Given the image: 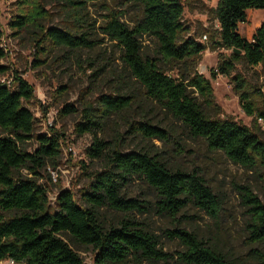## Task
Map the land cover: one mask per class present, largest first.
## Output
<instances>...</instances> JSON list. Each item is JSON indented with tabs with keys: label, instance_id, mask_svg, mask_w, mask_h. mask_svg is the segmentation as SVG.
Masks as SVG:
<instances>
[{
	"label": "trees",
	"instance_id": "1",
	"mask_svg": "<svg viewBox=\"0 0 264 264\" xmlns=\"http://www.w3.org/2000/svg\"><path fill=\"white\" fill-rule=\"evenodd\" d=\"M43 1L15 0L18 11L9 21L15 36L30 37L37 52L45 55L55 48L73 52L91 50L99 44L95 33L98 31L102 38L119 47L121 62L143 87L146 97L181 123L191 137L202 139L208 150L221 152L234 164L264 170V142L257 134L232 120L213 119L203 111L196 97L212 108L213 91L209 80L194 67L209 48L229 51V56L217 66L225 76L230 75L239 61L249 67L263 64L264 22L250 41L240 36L238 25L246 23L247 11L264 10V0H219L214 11L218 30L205 45L187 37L189 31L182 21L183 6L179 0H128L142 11L134 26L121 21L122 13L107 9L98 28L88 21L84 11L88 4L99 0H59L60 13L66 24L71 25L67 30L45 25L50 12ZM144 35L155 38L159 58L143 52L139 39ZM233 50L241 53L237 55ZM4 57L0 49V60ZM35 61L38 67L42 65L38 59ZM161 61L183 66L182 70L177 77H170L160 68ZM8 71L0 65V76ZM215 76L211 73L212 78ZM233 81L244 111L264 122V111L256 108L252 100L253 96H260L259 90L248 91L240 76L233 77ZM32 98V88L18 75L11 85L0 83V262L85 264L63 239L65 234L95 252L93 264H124L131 258L136 264L142 260L167 261L170 256L159 248L157 237L137 222L123 217L105 225L100 220L98 210L102 207L126 214L147 211L146 205L123 192L134 179L156 193L155 207L159 214L174 219L192 206L215 224L219 222L222 202L197 171L172 168L149 150L123 153L118 147L108 148L96 139L89 151L104 168L95 174L83 193L88 207L78 206L69 193L62 192L58 209L51 211L47 191L39 180L46 161L59 157V140L45 134L34 135V117L25 106ZM134 104L131 95L101 96L97 107L90 105L81 110L76 131L81 135L100 131L111 114L131 109ZM62 113L71 115L76 110L67 105ZM125 124L131 134L142 138L166 141L170 137L167 130L147 120ZM33 138L38 148L31 153L24 145ZM235 189L247 216L245 242L264 243V204L248 186L236 185ZM164 236L177 240L183 247L178 254L179 263L231 264L220 248L195 232L174 227L165 230Z\"/></svg>",
	"mask_w": 264,
	"mask_h": 264
},
{
	"label": "rangeland",
	"instance_id": "2",
	"mask_svg": "<svg viewBox=\"0 0 264 264\" xmlns=\"http://www.w3.org/2000/svg\"><path fill=\"white\" fill-rule=\"evenodd\" d=\"M58 1H43L45 9L50 12L45 25L70 29L71 25L66 24L60 13ZM179 1L183 6L182 21L189 31L187 37L207 44L218 30L214 11L219 0ZM107 9L122 13L121 21L129 27L134 26L142 14L141 7L128 0H99L88 4L84 14L98 28ZM17 11L15 0H0V49L5 55L0 65L9 69L5 75L0 76V83L11 85L13 77L18 75L30 85L33 98L25 106L34 117V135L45 134L59 140V157L46 161L47 165L39 180L47 191L50 210L58 209V197L62 192L69 193L78 206L88 207L83 201V193L89 188L95 174L104 168L103 163L92 158L89 151L95 139L103 141L108 148L118 147L123 153L149 150L152 154H158L172 168L197 171L222 202V212L217 224L192 206H188L174 219L161 215L155 207L156 193L141 180L134 179L123 192L126 197L146 205L147 211L141 209L143 213L133 211L126 214L102 207L98 214L105 225L123 217L137 222L141 228L157 237L159 248L170 256L167 261L142 260L139 264H182L178 261V254L183 247L177 240H169L164 236L165 230L174 227L195 232L204 240L214 243L229 257L231 264H264V243L250 245L245 242L247 216L235 189L236 185L248 186L264 204V170H249L234 164L221 152L208 150L202 139L191 137L181 123L146 97L143 87L131 77L121 62L119 47L102 38L98 31L95 33L99 44L91 50L73 52L55 48L42 55L37 52L30 37H17L9 28V21ZM263 22L264 10H249L246 23L238 25V32L242 38L250 41ZM139 41L145 54L159 58L155 38L144 35ZM228 56L229 51L225 49L209 48L195 61L196 72L210 82L214 107L208 108L197 95L196 99L211 118L237 122L257 134L264 142V122L244 111L233 81V77L240 76L248 91L259 90L260 96H253L252 100L256 108L264 111V63L249 67L244 61H239L230 75L225 76L217 70V66L219 61ZM36 59L42 62L41 66H37ZM77 59L81 60L80 65ZM159 65L166 75L173 78L177 77L183 67L162 61ZM211 73H215V78L211 77ZM116 94L133 96L134 106L111 114L102 130L93 134H79L76 126L80 122L81 110L90 105L97 107L101 96ZM67 105L72 106L76 113L64 115L62 111ZM132 120H147L167 130L170 137L160 141L131 134L125 123ZM24 148L32 153L38 144L33 138ZM62 237L85 264H93L95 252L91 248L77 244L66 234ZM0 264L13 263L5 260ZM124 264L136 263L131 258Z\"/></svg>",
	"mask_w": 264,
	"mask_h": 264
},
{
	"label": "water",
	"instance_id": "3",
	"mask_svg": "<svg viewBox=\"0 0 264 264\" xmlns=\"http://www.w3.org/2000/svg\"><path fill=\"white\" fill-rule=\"evenodd\" d=\"M235 54L239 55L241 52L239 50H233Z\"/></svg>",
	"mask_w": 264,
	"mask_h": 264
},
{
	"label": "built area",
	"instance_id": "4",
	"mask_svg": "<svg viewBox=\"0 0 264 264\" xmlns=\"http://www.w3.org/2000/svg\"><path fill=\"white\" fill-rule=\"evenodd\" d=\"M262 90H263V92H264V88H263Z\"/></svg>",
	"mask_w": 264,
	"mask_h": 264
}]
</instances>
